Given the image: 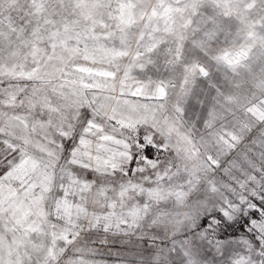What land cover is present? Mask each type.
Instances as JSON below:
<instances>
[{"label":"snow or ice","instance_id":"1","mask_svg":"<svg viewBox=\"0 0 264 264\" xmlns=\"http://www.w3.org/2000/svg\"><path fill=\"white\" fill-rule=\"evenodd\" d=\"M0 264H264V0H0Z\"/></svg>","mask_w":264,"mask_h":264}]
</instances>
